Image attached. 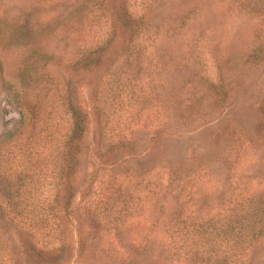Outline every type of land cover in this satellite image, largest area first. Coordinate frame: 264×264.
<instances>
[{
    "label": "rangeland",
    "instance_id": "374dc122",
    "mask_svg": "<svg viewBox=\"0 0 264 264\" xmlns=\"http://www.w3.org/2000/svg\"><path fill=\"white\" fill-rule=\"evenodd\" d=\"M122 2L152 25L129 54L119 20ZM190 92L198 97L192 106L170 110ZM94 105L100 116L85 129L72 168V213L61 227L70 254L63 264H178L167 247L174 214L205 217L236 183L264 193V0H0V149L27 131L33 117H51L56 132H63L70 108ZM102 108L112 113L108 130L115 120L132 122L121 124V131L142 138L133 151L118 152L114 167L119 181L125 176L123 193L133 195L125 202L128 217L119 215L120 200L107 211L102 207L100 216L86 210V188L93 190L100 179L103 190L111 185L106 174L114 162L101 161L96 144ZM17 109L27 114L21 126L13 123ZM175 117L186 125L164 131ZM203 156L221 167L223 185L204 184V192L185 198H155V162L171 169L183 164L185 173ZM89 228L101 233L100 245L80 249L76 239ZM131 242L139 245L138 255L129 251ZM247 252L244 262L264 264V233ZM236 258L228 264H238ZM19 259L0 250V264Z\"/></svg>",
    "mask_w": 264,
    "mask_h": 264
},
{
    "label": "trees",
    "instance_id": "16d2710c",
    "mask_svg": "<svg viewBox=\"0 0 264 264\" xmlns=\"http://www.w3.org/2000/svg\"><path fill=\"white\" fill-rule=\"evenodd\" d=\"M122 3L119 20L122 33L130 42L125 51L129 54L134 42L148 34L152 25L144 22V15H133L126 2ZM187 96L176 108L172 109L171 106L170 110L177 114L183 111L184 106H192L198 98L194 92ZM70 109V120L63 132H56L51 117L45 116L41 122L33 117L27 121L30 126L27 131L15 133L9 138L7 145L0 149L4 162V171L0 174V197L1 192L6 191L3 201L0 198V208L4 203L3 211L0 209V228L6 231L5 238L0 231V250L6 247L9 255L16 252L20 256L17 264H63L69 257L70 242L61 227L66 225L72 213L75 183V170L72 168L78 158V144L85 129L91 128L93 116L96 122L100 116L97 105L92 106L93 111H81L77 107ZM107 110L109 108H102V131L96 144L100 150V160L104 158L114 162L108 169L111 172L106 174L111 185H107L106 191L103 190L104 181L100 179L96 180L93 190L92 186L86 188L84 196L90 200L86 210H92L95 216H100L102 207L107 211L108 207H115L120 200L124 207L119 215L128 217L130 207L125 202L127 199L131 201L133 195L130 192L123 193L121 182L125 181V176L119 181L120 176L114 167L117 166L118 152L124 148L133 151L142 145V138L131 131H121V124L123 127L136 125L132 122L123 124L115 120L114 128L108 130L107 120L112 113L109 114ZM16 112L17 118L13 123L21 126L25 123L27 114L21 109ZM184 125L185 122L180 123L179 118L175 117L168 120L164 131L172 128L179 130ZM153 138L151 135V139ZM181 165L171 169L172 165L168 167L159 161L154 163L152 174L157 176L158 185L153 188L152 193L156 199L173 193H176V198H185L204 192V184L209 189H214L226 181V178L221 181V167L215 166V161L208 159V156L200 157L197 167H192L185 173H182ZM164 176L165 182L162 180ZM256 193L258 195L250 192L244 184L236 183L227 194L228 197L225 198L226 195L214 205L213 213L205 217H190L182 212L174 214L168 221L175 228H167V247L172 257L175 256L176 262L228 264V259L236 255V259L240 261L238 264H248L243 257L248 256L247 251L253 242L264 233V193ZM101 238L97 228H89L79 233L76 242L80 249L94 248L99 247ZM129 246L131 253L139 254V245L135 247L131 242Z\"/></svg>",
    "mask_w": 264,
    "mask_h": 264
}]
</instances>
